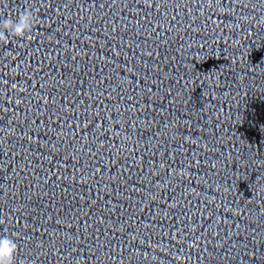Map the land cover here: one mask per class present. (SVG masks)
Listing matches in <instances>:
<instances>
[{"label":"clouds","instance_id":"clouds-1","mask_svg":"<svg viewBox=\"0 0 264 264\" xmlns=\"http://www.w3.org/2000/svg\"><path fill=\"white\" fill-rule=\"evenodd\" d=\"M38 23L36 11L25 8L15 15L0 16V43L8 44L13 39L23 40L30 36ZM18 243L13 236L0 235V264H16Z\"/></svg>","mask_w":264,"mask_h":264}]
</instances>
